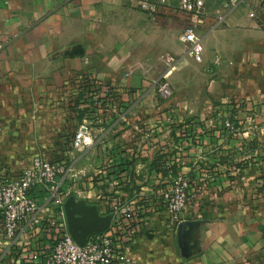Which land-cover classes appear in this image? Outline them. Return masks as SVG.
Segmentation results:
<instances>
[{
	"label": "crops",
	"instance_id": "crops-1",
	"mask_svg": "<svg viewBox=\"0 0 264 264\" xmlns=\"http://www.w3.org/2000/svg\"><path fill=\"white\" fill-rule=\"evenodd\" d=\"M134 1L0 0V179H14L39 154L64 160L73 167L65 205L74 198L110 220L107 231L133 264H264V0H246L215 29L220 2H208L203 63L179 40V0L155 15ZM164 79L175 92L168 101L156 96ZM89 90L107 92L118 117L126 108L124 121L152 119L156 109L164 121L173 111L194 119L192 104L207 92L236 108L245 128L103 130L84 119L77 129ZM80 130L94 143L76 154ZM180 175L191 179L193 197L174 224L160 194ZM116 204L134 211L116 218ZM186 222L194 224L180 232ZM38 238L12 246L0 218V255L8 251L0 264L37 261Z\"/></svg>",
	"mask_w": 264,
	"mask_h": 264
},
{
	"label": "built area",
	"instance_id": "built-area-1",
	"mask_svg": "<svg viewBox=\"0 0 264 264\" xmlns=\"http://www.w3.org/2000/svg\"><path fill=\"white\" fill-rule=\"evenodd\" d=\"M210 0H179L178 6L168 5L167 0H135V5L148 15L171 9L184 20L179 36L182 44L189 47V55L203 63L204 44L200 34L209 17ZM221 12L213 29L219 27L228 14L246 0H218ZM172 69L173 59L165 58ZM169 83L164 79L158 84V91L164 99L170 96ZM264 135V129H263ZM94 141L87 131H78L72 142V151L83 153ZM73 167L64 160H55L36 155L31 165L24 168L14 179H0V218L2 234L12 246L25 235L39 237L32 250L38 254L32 264H133L124 242L112 231L92 234L81 246L72 238L65 211L66 195L64 185L71 178ZM191 179L180 175L160 194V205L169 214L174 224L180 223L192 199ZM133 207L116 204L113 213L116 218L130 216ZM33 244L32 242H29ZM2 252L1 260L8 255ZM24 262H21L23 264Z\"/></svg>",
	"mask_w": 264,
	"mask_h": 264
},
{
	"label": "rangeland",
	"instance_id": "rangeland-1",
	"mask_svg": "<svg viewBox=\"0 0 264 264\" xmlns=\"http://www.w3.org/2000/svg\"><path fill=\"white\" fill-rule=\"evenodd\" d=\"M168 82V81H167ZM169 83V82H168ZM169 89H170V96L166 99L162 97V95L158 91V86L156 87V96L159 98V100L168 101L171 98L175 96V92L172 88V86L169 83ZM90 89V87H89ZM91 91H85L88 92L84 95H80L81 93H76L75 98L80 95L82 99L89 100L88 107L83 108V110H79L80 113H78V121L75 123V128L78 129V127L82 124V120L86 119L88 122L89 128H97L101 127L103 130H110L109 127H113V125H119V127L116 128V130H151L154 128L166 130L168 127H174L176 129H181L183 126L188 125L190 130H193L195 128H198L199 130H208L209 128L217 129V130H224L225 127L233 128L232 130H244L245 127L242 125H239V122L241 120V114L236 112V108L231 109L225 107L226 104H215L209 101L208 93L203 94V96L206 97L205 101H201L200 103H194L192 104L193 110L199 111L197 115L198 117L194 119H190L189 117H184V119L181 120L180 116L181 111L177 112H170L172 114L170 117V121L166 120L164 121L162 118L163 111H160V109L154 110L152 113V119H149L145 116H139L138 118L132 117V120L124 121V115L125 109H123L122 113H114L113 112V105L108 104L109 103V94L106 92L104 97L97 96L95 94L91 95ZM208 98V99H207ZM103 101V102H101ZM76 103L77 101H73ZM99 108H101V112H99ZM179 108V107H178ZM110 112V113H109ZM166 112V111H165ZM109 113V114H108ZM115 114V115H114ZM180 114V116H179ZM147 116V115H146ZM168 121V122H167ZM172 122V123H171ZM254 122H252L253 124ZM263 121H259L258 124H262ZM264 124V123H263ZM75 133V131L73 132ZM264 137V136H263Z\"/></svg>",
	"mask_w": 264,
	"mask_h": 264
},
{
	"label": "water",
	"instance_id": "water-1",
	"mask_svg": "<svg viewBox=\"0 0 264 264\" xmlns=\"http://www.w3.org/2000/svg\"><path fill=\"white\" fill-rule=\"evenodd\" d=\"M69 232L74 241L83 246L92 234L104 233L107 231L110 220L101 217L96 208L76 203L70 198L65 205ZM193 222H186L180 225L179 231L185 233L186 228L193 226ZM181 242L182 253L185 250V242Z\"/></svg>",
	"mask_w": 264,
	"mask_h": 264
}]
</instances>
